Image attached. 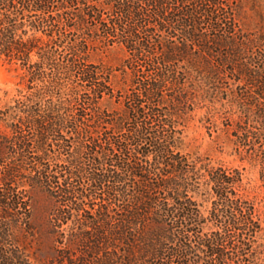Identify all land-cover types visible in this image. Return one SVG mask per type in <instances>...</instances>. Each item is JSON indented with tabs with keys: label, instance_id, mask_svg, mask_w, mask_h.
I'll return each mask as SVG.
<instances>
[{
	"label": "trees",
	"instance_id": "16d2710c",
	"mask_svg": "<svg viewBox=\"0 0 264 264\" xmlns=\"http://www.w3.org/2000/svg\"><path fill=\"white\" fill-rule=\"evenodd\" d=\"M263 39L229 0H0V59L26 77L0 103V264H264L242 170L183 148L199 102L230 90L264 187Z\"/></svg>",
	"mask_w": 264,
	"mask_h": 264
},
{
	"label": "rangeland",
	"instance_id": "374dc122",
	"mask_svg": "<svg viewBox=\"0 0 264 264\" xmlns=\"http://www.w3.org/2000/svg\"><path fill=\"white\" fill-rule=\"evenodd\" d=\"M229 3L237 11L246 32L252 37L264 38V0H229ZM262 42L264 43V39ZM94 58L116 65L120 55L114 51H106ZM25 79L23 70L17 64L0 59V103L5 104L18 89L25 91ZM233 89L238 90L236 86ZM229 92L228 98L199 102L184 131L183 148L191 153L207 155L214 163L241 169L245 181L244 192L255 201L264 219V187L259 179L261 161L251 151L237 147L232 132L237 124H245L247 115L236 100L229 101L232 99V93L230 90ZM0 128H4L2 124ZM198 200L202 202L203 208L210 204L207 195H199ZM51 204L44 193L37 192L33 217L40 237V242L35 244L39 248L36 252L39 259H45L53 253L52 238L46 234V219Z\"/></svg>",
	"mask_w": 264,
	"mask_h": 264
}]
</instances>
